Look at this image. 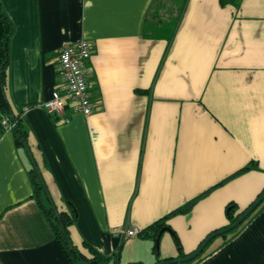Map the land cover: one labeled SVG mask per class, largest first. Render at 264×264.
Listing matches in <instances>:
<instances>
[{"label":"crops","instance_id":"obj_1","mask_svg":"<svg viewBox=\"0 0 264 264\" xmlns=\"http://www.w3.org/2000/svg\"><path fill=\"white\" fill-rule=\"evenodd\" d=\"M166 2L0 0L13 27L4 91L27 130L26 147L0 132V264H69L43 211L51 205L75 209L69 236L85 258L119 250L120 264L137 246L155 264L180 258L171 231L190 254L227 224L229 204L241 211L264 190V0L158 8ZM171 20L170 38L154 36ZM80 39L93 49V111L50 115L42 103L58 83V50ZM190 201L166 219L157 252L122 232ZM218 237L191 264H264V202Z\"/></svg>","mask_w":264,"mask_h":264},{"label":"trees","instance_id":"obj_2","mask_svg":"<svg viewBox=\"0 0 264 264\" xmlns=\"http://www.w3.org/2000/svg\"><path fill=\"white\" fill-rule=\"evenodd\" d=\"M152 16L155 17L156 13ZM175 22L176 21H174V20L167 21V22L164 21L157 27H151L150 30L154 34V36H156V37L170 38V36L173 33ZM12 31H13L12 24H11L10 20L8 19L7 15L5 14V12L3 11L1 4H0V114L3 116H6L9 120V122L13 124L12 131L14 133L17 144L19 146L26 147L27 130L24 127L20 116L14 114L12 112V110L8 104L7 98H6L5 91H4L5 69H6V64H7V60H8V40L12 34ZM4 130H5V128L2 126V124L0 122V132H3ZM246 169H248V167L243 168L239 172L245 171ZM30 172H31L34 190H35L36 194L39 195L42 191H44V184H43L41 177L39 176V172H38V170L34 164H33V167L30 169ZM263 202H264V200L258 206H260ZM193 203H194V201H190V202L186 203L185 205L181 206L180 208L173 210L170 214H168V216H165L164 218H161V219L155 221L150 226L146 227L142 231H139V233L137 235L141 238L152 239L154 241L153 250H154V252H157L158 247L155 243L156 236H157V233L160 230V228L166 226V223H165L166 219L171 215L183 214V213L187 212ZM257 207L255 209H257ZM245 209H243L241 211H237L236 206L234 204H229L227 206V209H226L228 222L224 227L230 225L233 221H235L236 218ZM43 211H44V213H45V215H46V217H47V219H48V221H49V223H50V225L54 231V235L56 237L57 242L59 243L63 253L65 254V256L67 257V259L69 261V264H72L75 262H78L81 264H109L110 261H112V264H118L119 250H117L110 257H103L96 252H92L91 257L85 258V256L72 244V241L70 240V236H69L68 227L72 224V222L74 220L75 209H73L71 213H68L66 211H57V209L53 205H51L48 208L43 209ZM248 217L246 219H248ZM245 220L240 225H238L235 229H233L227 233H224L220 236L225 238V237L233 234L245 222ZM220 229H222V228H220ZM171 232L173 234L176 245L178 247V251H179L178 257L186 256L185 254L182 253V251L180 249V245H179L176 234L173 231H171ZM208 244L206 245V247L208 246ZM204 250L202 251V253L204 252ZM202 253L200 255H198L195 259L199 258L202 255ZM194 260L187 262V263H183V264H191Z\"/></svg>","mask_w":264,"mask_h":264},{"label":"built area","instance_id":"obj_3","mask_svg":"<svg viewBox=\"0 0 264 264\" xmlns=\"http://www.w3.org/2000/svg\"><path fill=\"white\" fill-rule=\"evenodd\" d=\"M92 45L86 39H80L61 46L56 56V73L58 83L52 90L50 98L42 103L43 109L50 115L61 116L66 109L81 112L84 116L92 113L94 105L88 90V62L92 56ZM67 121L66 118L63 119ZM0 122L5 130L13 124L6 116L0 114ZM117 232V229L114 230ZM129 237L139 233L137 228L122 231Z\"/></svg>","mask_w":264,"mask_h":264},{"label":"water","instance_id":"obj_4","mask_svg":"<svg viewBox=\"0 0 264 264\" xmlns=\"http://www.w3.org/2000/svg\"><path fill=\"white\" fill-rule=\"evenodd\" d=\"M30 155V154H29ZM264 200V191L236 218L235 221H233L230 225L219 229L217 231L212 232L208 236H206L200 245L190 254H187L184 257L180 258H174V259H165V260H160L156 262L155 264H176V263H187L192 260H194L198 255L202 253V251L205 249L206 245L216 236L222 235L224 233H227L233 229H235L238 225H240L253 211L254 209ZM169 230V227L164 226L160 228V230L157 233L155 243L158 247L159 239L161 234Z\"/></svg>","mask_w":264,"mask_h":264},{"label":"rangeland","instance_id":"obj_5","mask_svg":"<svg viewBox=\"0 0 264 264\" xmlns=\"http://www.w3.org/2000/svg\"><path fill=\"white\" fill-rule=\"evenodd\" d=\"M170 1L171 0H167L166 3H164V4L161 3L158 6V8L161 7L163 9H167V7H168L167 3H170ZM162 11H160V12H162ZM151 13H153V11ZM156 13H157V11H156ZM215 238H219V237L216 236ZM146 263H147V261H146L144 249L141 247H137V246L135 248H134V246L125 248L123 251V258L120 260V264H146ZM72 264H81V263L75 262ZM176 264H183V263H176Z\"/></svg>","mask_w":264,"mask_h":264}]
</instances>
